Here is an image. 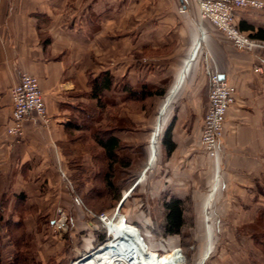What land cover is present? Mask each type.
Here are the masks:
<instances>
[{"label": "crops", "instance_id": "obj_1", "mask_svg": "<svg viewBox=\"0 0 264 264\" xmlns=\"http://www.w3.org/2000/svg\"><path fill=\"white\" fill-rule=\"evenodd\" d=\"M236 22L256 33L264 29V9H240ZM210 23L202 38L195 0H0V189L22 186L29 172L65 176L84 169L91 164L86 144L96 132L92 124L109 121L117 154L143 146L149 170L157 133L166 170L181 171L188 157L202 158L212 63L235 85L237 100L228 110L218 159L204 155L210 165L218 168L225 158L228 172H242L249 189L244 203L258 202L264 197V49L237 50ZM22 72L38 78L51 122L46 127L31 116L17 140L6 130L10 88ZM106 73L113 81L98 101L92 80L102 82ZM142 90L163 94L141 98ZM169 128L175 144L170 154L163 144ZM76 155L84 157L78 168L71 162Z\"/></svg>", "mask_w": 264, "mask_h": 264}, {"label": "rangeland", "instance_id": "obj_2", "mask_svg": "<svg viewBox=\"0 0 264 264\" xmlns=\"http://www.w3.org/2000/svg\"><path fill=\"white\" fill-rule=\"evenodd\" d=\"M209 22H200L198 13L199 34L203 30L205 39ZM209 25L221 31L212 22ZM204 49L209 54L207 46ZM211 68H215L212 63ZM201 70L203 74L197 80L203 83L204 67ZM206 92L208 97V84ZM142 105L147 107L148 103ZM113 126L112 121L103 126L92 124L95 131ZM158 137L156 133L152 140V151H157L149 170L144 169L148 156L143 146L134 154L124 150L111 162L93 138L86 144L91 164L84 169L77 166L84 157L76 155L71 158L78 168L74 173L29 172L22 186L0 189L3 264L13 262L16 249L29 262L74 264L107 240L106 223L120 215L139 228L149 250L179 253V247L185 264H264V197L260 202L244 203L249 190L244 189V174L228 172L225 158L218 168L210 165L201 148V159L192 162L188 157L181 171L169 173ZM109 165L112 188L104 179ZM17 193L23 196L17 197ZM176 195L185 203V225L180 234H166L163 202ZM11 240L14 248L9 246Z\"/></svg>", "mask_w": 264, "mask_h": 264}, {"label": "built area", "instance_id": "obj_3", "mask_svg": "<svg viewBox=\"0 0 264 264\" xmlns=\"http://www.w3.org/2000/svg\"><path fill=\"white\" fill-rule=\"evenodd\" d=\"M195 2L200 22L203 20L211 21L237 50L250 52L256 49H264V40L254 38L241 30L236 22L238 10L264 9V0H195ZM181 10L184 11L185 8L182 7ZM254 70L260 72L261 67L256 66ZM208 77V106L204 116L200 146L206 155L217 160L223 139L226 115L229 108L237 100L236 87L228 78L222 76L216 66L209 70ZM10 94L13 110L6 130L9 135L17 140L20 139L24 135L25 123L31 116L36 117L43 126H49L51 117L39 80L35 75L22 72L19 81L10 88ZM107 218L105 215V219ZM109 223H106L108 238L110 237ZM129 243L126 246L119 243L121 247L116 246L118 254H120L119 258L111 261H107L105 258L102 260V264H142L137 246ZM131 251L133 252L131 253ZM131 254L134 255V259L130 260Z\"/></svg>", "mask_w": 264, "mask_h": 264}, {"label": "trees", "instance_id": "obj_4", "mask_svg": "<svg viewBox=\"0 0 264 264\" xmlns=\"http://www.w3.org/2000/svg\"><path fill=\"white\" fill-rule=\"evenodd\" d=\"M249 27V26H248ZM244 23H241L239 25V28L243 31H245L248 28ZM254 38L264 40V29L260 28L256 33H249ZM102 82H100V77H95L92 80V93L91 95L100 101V92L104 87H109L113 81V77L106 73L104 78H101ZM154 94H163V91L160 90H142L139 92V95L141 98H146L147 96H151ZM93 138L97 145L102 148L105 156L107 159H110L112 162L116 156L118 155L116 153V150L120 148V145L117 141V139L111 135V131L108 127H105L104 130L98 129L94 134ZM163 144L166 148V151L168 154L172 152V150L175 148V144L171 141V129L169 128L166 132V134L163 137ZM111 165L108 166L104 173V179L106 185H109L110 188H112V181H111V171H109ZM18 196H23L22 193H17ZM185 203L184 200L177 196H172L170 199H165L163 202V206L165 208V221L163 223V228L166 232V234H180L182 231L183 226L185 225V216H184V207ZM0 222H1V216H0ZM1 227V226H0ZM101 237L104 238V234ZM12 246L14 248V244L11 240L9 246ZM4 244L0 242V264H3L2 262V251H3ZM16 254L14 256L13 262H6L5 264H40L39 262H29L25 259H23L24 254H21L19 249H16ZM19 252V253H18Z\"/></svg>", "mask_w": 264, "mask_h": 264}, {"label": "bare ground", "instance_id": "obj_5", "mask_svg": "<svg viewBox=\"0 0 264 264\" xmlns=\"http://www.w3.org/2000/svg\"><path fill=\"white\" fill-rule=\"evenodd\" d=\"M109 229L110 237L93 252L90 250L82 257L80 256L74 264H102V260H105V258H107V261L117 260L120 254H118L116 246L121 247L119 243L126 246L129 242L137 246L142 264H185L182 249L179 247V253H159L156 250H149L146 242H144L145 240L141 237L139 228L121 215L117 220L110 221ZM120 251H123V249H120ZM130 256L134 257L132 254ZM138 260L140 259L138 258ZM198 263L200 264V262Z\"/></svg>", "mask_w": 264, "mask_h": 264}, {"label": "water", "instance_id": "obj_6", "mask_svg": "<svg viewBox=\"0 0 264 264\" xmlns=\"http://www.w3.org/2000/svg\"><path fill=\"white\" fill-rule=\"evenodd\" d=\"M222 76H223V75H222ZM125 198H126V196L124 195V196L122 197V199H121L120 204L125 200Z\"/></svg>", "mask_w": 264, "mask_h": 264}]
</instances>
